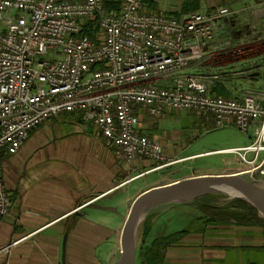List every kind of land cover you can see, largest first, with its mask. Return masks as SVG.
Returning <instances> with one entry per match:
<instances>
[{"label": "built area", "instance_id": "1", "mask_svg": "<svg viewBox=\"0 0 264 264\" xmlns=\"http://www.w3.org/2000/svg\"><path fill=\"white\" fill-rule=\"evenodd\" d=\"M147 1L123 0L120 12L110 13L104 0H0V151L14 154L49 118L85 110L127 161L172 164L160 142L139 130L138 105L152 115L196 111L219 127L232 121L244 132L255 128L250 145L224 152L242 159L243 173H264V93L219 96L212 90L218 75L195 72L209 58L258 53L216 43L222 20L234 12L218 7L179 18L148 12ZM85 20H96V39L83 34ZM11 204L0 160V222Z\"/></svg>", "mask_w": 264, "mask_h": 264}, {"label": "crops", "instance_id": "2", "mask_svg": "<svg viewBox=\"0 0 264 264\" xmlns=\"http://www.w3.org/2000/svg\"><path fill=\"white\" fill-rule=\"evenodd\" d=\"M236 1L239 7L230 9L234 14L222 20L216 43L243 44L258 49V53L238 61L205 60L203 65L243 67L240 73L248 72L252 87L235 96L239 98L248 92L264 93V0ZM150 6L156 9L153 0ZM215 8L201 9L199 0L200 10ZM134 110L140 116L139 130L154 139L147 125L148 108L137 105ZM230 124L232 121L226 125ZM250 130L253 140L255 128ZM161 146L172 164L156 169L163 163L144 157L127 161L117 154L115 145L105 139L99 127L85 118V110H78L60 113L40 124L16 153L0 151L2 179L12 200L9 214L0 222V264H115L121 256L125 218L139 194L185 178L239 174L248 167L235 157L227 163L240 162L243 168L159 173L149 179L165 168L200 156L182 157L166 144ZM138 181L140 187L132 189ZM204 203L208 202L199 199L173 203L165 209L189 206L194 209L198 225L181 230L187 232L168 248L163 264H264V227H204L199 219V206Z\"/></svg>", "mask_w": 264, "mask_h": 264}, {"label": "rangeland", "instance_id": "3", "mask_svg": "<svg viewBox=\"0 0 264 264\" xmlns=\"http://www.w3.org/2000/svg\"><path fill=\"white\" fill-rule=\"evenodd\" d=\"M153 1L159 13L167 14L168 12L181 8L183 3L188 0ZM236 2V0H200V8L206 9L207 7L218 8L224 6L229 9H235L239 7ZM207 61H212V59L209 58ZM249 64L250 63H248L246 67L248 69L250 67ZM241 69L243 70V67L238 65L229 68L217 67L215 64H206L195 69V72L205 76L218 75V79L214 80L212 86L214 87V85L218 84L227 91L229 96L235 97L252 87L248 72L246 74H241ZM201 115L202 114L196 111H179L174 109H166L161 115L148 114L147 125L150 128V133L154 140L159 141L161 144H166L168 147L175 149V151L177 150L182 157L200 154V156L198 155L192 159L165 168L158 173H154L148 176L149 179L155 178L159 173L166 175L172 172L179 175L193 171H226L233 168H243L244 165H241L240 162L227 163L229 160L233 161L235 157H238L242 162V159L237 154L215 152L201 155V153L238 147L250 143L253 141L250 138L251 130L249 132H244L238 129L234 124L219 127L216 125L213 116ZM252 156V154L247 155L249 159L252 158ZM262 156L263 153L261 154V158ZM244 176L247 179L256 178L258 184L264 187V173L260 171L257 174L245 173ZM140 183V181L135 182L132 185V189H134V187L139 188ZM232 199L235 198H232L228 194H222L221 196L213 194L201 198L203 202L216 203L219 205H224ZM171 206V204L159 206L147 214L138 228V250L143 241V230L146 223L148 227L151 228L147 237L148 244L153 238L156 239L168 236L184 229L191 230L198 225L195 220L196 214L194 209L183 205L172 210H165ZM122 211H124V208H122ZM136 264H141L140 257L138 259V252Z\"/></svg>", "mask_w": 264, "mask_h": 264}, {"label": "water", "instance_id": "4", "mask_svg": "<svg viewBox=\"0 0 264 264\" xmlns=\"http://www.w3.org/2000/svg\"><path fill=\"white\" fill-rule=\"evenodd\" d=\"M245 173L203 175L185 178L170 184L152 187L139 194L131 203L121 234V256L115 264H136L138 228L147 214L163 205L191 203L213 194H228L252 203L264 218V187Z\"/></svg>", "mask_w": 264, "mask_h": 264}, {"label": "trees", "instance_id": "5", "mask_svg": "<svg viewBox=\"0 0 264 264\" xmlns=\"http://www.w3.org/2000/svg\"><path fill=\"white\" fill-rule=\"evenodd\" d=\"M151 0L147 1L148 12H157L151 8ZM123 0H104V7L107 12L119 13L122 10ZM199 0H188L184 3L181 10L168 13L166 15L182 17L183 15L199 11ZM83 34L88 35L92 39H96L99 27L96 20H85L82 23ZM213 92L219 96L229 97L227 91L218 84L212 88ZM221 196L222 194H216ZM202 216L199 218L204 227L207 226H226V225H242V226H262L264 227V218L260 216L258 209L243 198H235L224 205L204 203L199 206ZM151 231L147 223L143 230V241L138 250V259L140 257L141 264H163L168 248L180 240L187 231H180L168 236L156 238L149 244L147 237ZM137 263V261H136Z\"/></svg>", "mask_w": 264, "mask_h": 264}]
</instances>
